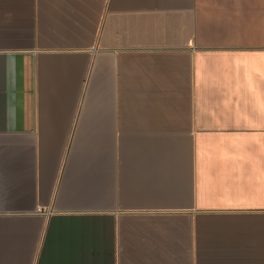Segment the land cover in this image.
<instances>
[{
	"label": "crops",
	"instance_id": "crops-1",
	"mask_svg": "<svg viewBox=\"0 0 264 264\" xmlns=\"http://www.w3.org/2000/svg\"><path fill=\"white\" fill-rule=\"evenodd\" d=\"M0 264H264V0H0Z\"/></svg>",
	"mask_w": 264,
	"mask_h": 264
},
{
	"label": "built area",
	"instance_id": "built-area-1",
	"mask_svg": "<svg viewBox=\"0 0 264 264\" xmlns=\"http://www.w3.org/2000/svg\"><path fill=\"white\" fill-rule=\"evenodd\" d=\"M47 215H48V213H47Z\"/></svg>",
	"mask_w": 264,
	"mask_h": 264
}]
</instances>
